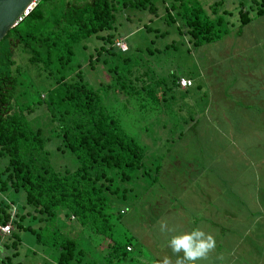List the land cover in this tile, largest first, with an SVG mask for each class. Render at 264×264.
Listing matches in <instances>:
<instances>
[{"label": "trees", "instance_id": "1", "mask_svg": "<svg viewBox=\"0 0 264 264\" xmlns=\"http://www.w3.org/2000/svg\"><path fill=\"white\" fill-rule=\"evenodd\" d=\"M120 3L122 7L156 9L150 0H121ZM221 4L222 0H217L210 5V16L197 0L191 5L173 0L165 6L166 15L170 21L174 20L169 9L175 10L185 22V28L179 33L193 46H198L217 41L229 32L225 15L230 12L221 9ZM117 8L115 0H38L29 14L0 40V158H6L0 171V191L8 188L23 191L24 202L33 208V217L43 222L34 228L22 223V215L12 220L15 230L9 235L11 242L4 244L15 250L13 255L18 254L19 232L23 230L34 234L37 243L57 245V264H82L84 247L78 245L77 238L63 236L54 225L60 211L64 216L70 214L79 219L81 226L94 225L97 233L101 230L108 238L107 258L113 264L121 260L128 252L126 247L132 245L133 236L123 242L114 237L113 227L107 226L108 217L115 196L113 182L130 180L131 171L143 166L145 147L108 112L99 92L84 78L80 65L69 67L74 45L90 36L107 44L96 49L97 60L103 53L115 55V51L128 50L115 44L120 39L111 32ZM250 10L238 9L236 34L253 16L264 15V0L255 1V7L250 5ZM102 32L107 33L100 35ZM121 61L132 64L129 56ZM139 69L135 64L127 72L122 71L129 82L122 79L125 76L117 75L115 83L119 91L130 97L139 95L140 90L147 92L146 82H140L146 80L147 72ZM112 71L117 74L118 69ZM52 77L55 84L63 88L61 101L68 106L56 115L52 112L51 120L58 127L63 147L59 148L70 151L76 161L74 169L63 171L54 168L45 149L50 137L27 119V115L45 103V99L40 98L42 93L34 102L19 99L20 95L27 98L32 83H46ZM181 77L184 76L174 75L172 85L180 86ZM26 78L31 82L27 87ZM23 85V91L17 93L18 87ZM154 168L153 181L156 182L158 165ZM10 219L11 204L0 199V223L5 224ZM103 227L111 231L105 234Z\"/></svg>", "mask_w": 264, "mask_h": 264}, {"label": "rangeland", "instance_id": "2", "mask_svg": "<svg viewBox=\"0 0 264 264\" xmlns=\"http://www.w3.org/2000/svg\"><path fill=\"white\" fill-rule=\"evenodd\" d=\"M120 1L115 0L118 8L115 13L114 29L111 32L117 36L116 39H120L121 43L128 47V50L125 52L115 51V55L103 53L97 60L96 49L107 44L96 36H90L79 40L74 45V54L69 67L76 68L77 65H80L84 78L99 92L108 112L116 116L123 129L145 147L143 166L131 171L130 180L113 182L115 196L110 207L112 213L108 217L107 226L113 227L114 237L119 241L123 242L127 237L133 235L132 245L134 248L133 252H125L123 258L118 260L119 262L116 261L115 264H128L129 262L131 264H157L158 257L162 252L159 253L157 249L164 251L168 239L152 238L158 224L152 222L154 208L152 207L151 196L148 197V194H156L160 191L155 184L156 182L153 181L154 167L159 164L162 154L167 153L172 147V141H176L181 132L184 133L189 129L190 117L197 115L205 99L207 100V96L204 97V94L207 90L206 83L208 81L201 70V64L207 66L208 62L217 60V67L223 68L227 62L233 61L235 68L230 69V78L237 76V58L235 56H237L236 53L239 48L234 45L230 46L231 43L229 42L242 41L236 35L239 28L238 9L244 7L250 10V5L255 7V1L260 0H222L221 9L230 12L225 15V19L229 21V32L217 41L198 46H193L187 41L186 36L179 33V30L185 28V22L175 10L169 9L174 20L170 21L167 18L168 12L165 6L173 0H150L156 5L154 11H150L148 8L122 7ZM182 1L186 5L195 2V0ZM197 1L202 5L204 12L212 16L210 5L217 0ZM182 11L184 10L182 9ZM219 11L221 10L219 9ZM250 14L253 15V10H250ZM258 17L253 16L249 27L245 29L246 31L251 32L254 26L255 29L264 27V19H258ZM245 30H243V34H245ZM162 32L165 33L161 34ZM106 33L102 32L100 35ZM256 40L259 41V38ZM257 42H253V49L255 48L253 54L259 57L258 60L264 59V42H258L256 46ZM124 56H129L132 64L121 61ZM135 64L140 68V72H147L146 80H140L141 84L146 82L144 87L147 92L140 90L139 95L130 97L119 91L118 84L115 82L118 74L126 77L127 75H123L122 71L127 72L130 66H135ZM114 68L118 69L117 74L112 71ZM174 75H191L195 79V84L190 86L188 92L182 91L178 86L172 85L171 80ZM54 78L52 77L42 84L32 83V87L28 89L27 98L25 99L20 95L19 99L34 102L39 93H42L40 98H44L45 103L27 115V119L32 126H40L43 134L50 137V140L45 144V149L49 153V159L54 168L63 171L66 168L74 169L76 161L70 151L60 149L62 141L58 136V127L51 120L52 112L56 115L68 106L61 101L63 88L55 84ZM207 78H209L208 75ZM122 79L130 81L127 77ZM29 83H31L30 79L26 78V87ZM23 89L24 85L19 86L17 93L22 92ZM203 131H207L206 136L210 132L213 141L221 138L214 133L213 127L200 129L195 126L193 131L187 133V137L191 139L193 145L192 152H195L196 148L199 147L195 137L199 136L200 139ZM168 141L170 142L168 143ZM262 152L264 150L260 153ZM5 162L6 158H0V171L5 166ZM198 173L191 170L190 174L186 175L187 177H196ZM169 192L168 190L165 191L167 194ZM161 196L164 194L162 193ZM0 199L11 204V219L8 222L11 226L10 233L7 235L0 233V264H17L18 262L20 264H57V245L49 246L37 243L35 235L29 231L22 230L19 232L21 242L17 248L18 254L13 255L15 250L4 244L11 242L9 235L15 230L12 220L22 215L24 217L22 223L34 228L43 222L41 223L33 217V208L24 202L23 191H14L12 188L2 190L0 191ZM165 199L168 200V197ZM165 199L162 201L163 205ZM172 202V199L167 201L168 205H171ZM119 211L121 212L120 215ZM54 225L62 231L63 236L77 238L78 245L84 247L86 253L82 259V264H113L107 258L108 238L104 237L106 235L101 230L97 233L94 225L81 226L79 219H75L70 214L64 216L61 211L58 213ZM233 225L236 226L237 224ZM246 225H251V223ZM260 225L261 229L259 227L258 230L264 235V227H262L264 220L259 223ZM102 229L105 234L111 231L110 229L106 230L105 227ZM62 234L59 238L62 237ZM260 240L257 236L244 239L237 246L235 252H230L234 254L231 256H235L234 258L238 261V258L241 257L240 252L244 253L245 249L251 248V245L263 247L264 244ZM238 241L235 238H229V248L233 250ZM251 242L254 243L251 244ZM216 243L220 249V254L222 250L223 253L229 252L221 240ZM248 253V251L244 253L245 260L251 262V256ZM253 257L257 262L258 254L253 253ZM262 259L264 260V255H262ZM113 260H115L114 257ZM216 263H219V259H216Z\"/></svg>", "mask_w": 264, "mask_h": 264}, {"label": "crops", "instance_id": "3", "mask_svg": "<svg viewBox=\"0 0 264 264\" xmlns=\"http://www.w3.org/2000/svg\"><path fill=\"white\" fill-rule=\"evenodd\" d=\"M258 19H264V15ZM250 23L236 34L241 42H229L230 46L239 48L235 56L236 77L230 78V69L235 68L233 61L227 62L223 68L217 67V60L208 62L209 66L201 64L208 81L204 94L207 100L204 98L198 114L190 117L189 129L181 132L167 153L162 154L155 183L160 191L148 194L154 208L152 222L158 224L152 238H170L159 232L158 222L166 219L170 226L177 227L174 234L200 227L217 241L221 240L229 250L225 253L222 250L220 254L216 245L210 259L199 264H264V246L251 245L245 249L251 256V262L245 260V252H240L238 261L230 253L235 252L244 239L253 236L264 244V235L258 230L259 227L261 229L259 223L264 220V155H261L264 152L260 153L264 150V59L258 60L259 57L253 54V42H257V38L258 42H264V27L255 29L254 26L248 32L245 29ZM181 76L190 78L193 82L191 87L194 86L195 79L191 75ZM178 87L185 92L191 88ZM195 126L200 129L213 127L214 133L221 138L213 141L211 133L206 136L207 131H203L200 139L195 137L199 147L192 152L193 145L187 133ZM191 170L199 172L198 175L187 177ZM167 190L169 194L165 193ZM170 199L173 202L168 205ZM235 223L236 226L233 225ZM248 223L251 225H246ZM229 238L239 240L233 250L228 246ZM130 246L131 249L126 250L133 252V245ZM157 250L159 253L162 251L159 261L165 255L175 259L171 249ZM253 253L259 256L257 262Z\"/></svg>", "mask_w": 264, "mask_h": 264}, {"label": "clouds", "instance_id": "4", "mask_svg": "<svg viewBox=\"0 0 264 264\" xmlns=\"http://www.w3.org/2000/svg\"><path fill=\"white\" fill-rule=\"evenodd\" d=\"M158 223L159 232L170 237L166 247L171 249L175 259L165 255L157 264H199V262H207L216 250L214 236L200 227H195L190 232L174 234L177 232V227L170 226L168 220L164 219Z\"/></svg>", "mask_w": 264, "mask_h": 264}, {"label": "water", "instance_id": "5", "mask_svg": "<svg viewBox=\"0 0 264 264\" xmlns=\"http://www.w3.org/2000/svg\"><path fill=\"white\" fill-rule=\"evenodd\" d=\"M33 0H0V40L16 25L17 18Z\"/></svg>", "mask_w": 264, "mask_h": 264}, {"label": "built area", "instance_id": "6", "mask_svg": "<svg viewBox=\"0 0 264 264\" xmlns=\"http://www.w3.org/2000/svg\"><path fill=\"white\" fill-rule=\"evenodd\" d=\"M38 0H33L30 4V6L28 7V9H26L16 20V24L18 22H20L25 16H27L29 14V12L36 6ZM115 44L120 47L122 50H125L127 48V46L124 44V43H121L120 40H117L115 42ZM178 83L180 85V87L182 88H187L189 86H191L193 84L192 80L188 77H181L179 78L178 80ZM122 212V211H121ZM10 230H11V226H10V223H5V224H1L0 223V233L3 234V235H7L10 233ZM127 250H130L131 249V246H127L126 247Z\"/></svg>", "mask_w": 264, "mask_h": 264}]
</instances>
